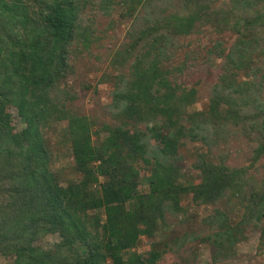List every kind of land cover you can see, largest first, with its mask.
Returning a JSON list of instances; mask_svg holds the SVG:
<instances>
[{
	"label": "trees",
	"instance_id": "1",
	"mask_svg": "<svg viewBox=\"0 0 264 264\" xmlns=\"http://www.w3.org/2000/svg\"><path fill=\"white\" fill-rule=\"evenodd\" d=\"M175 1L180 9L169 13ZM213 1L136 0L124 17L143 13L145 23L129 34L132 44H150L149 51L161 54L203 23L235 37L229 76L187 136L207 127L212 134L230 133L234 124L259 140L251 168L264 156V0H229L212 10ZM160 3L165 12H158ZM124 4L128 0H0V257H15L12 264H159L169 248L167 217L186 212L184 195L214 207L208 219L218 245L233 247L246 226L263 224L264 253V177L203 158L200 182H180L186 136L180 116L190 100L174 95L168 73L156 64L139 69L117 94L119 126L95 130L88 117L67 107L59 83L71 70V48L77 39L90 43L81 14L113 17ZM16 118L25 124L21 131ZM54 120L67 121L64 137L78 178L63 181L51 168L43 133ZM128 121L153 125L131 130ZM141 164L148 168V191L140 189ZM53 235L60 241L42 245ZM143 238L152 244L141 254L136 249Z\"/></svg>",
	"mask_w": 264,
	"mask_h": 264
},
{
	"label": "rangeland",
	"instance_id": "2",
	"mask_svg": "<svg viewBox=\"0 0 264 264\" xmlns=\"http://www.w3.org/2000/svg\"><path fill=\"white\" fill-rule=\"evenodd\" d=\"M227 1L214 0L210 4L211 9L222 7ZM177 3L175 1L169 5V13L174 11ZM135 4L136 0H128L127 5L117 7L113 17L92 10L81 14L85 26L89 27L90 43L86 46L81 39L75 41L70 52L71 70L59 83L71 114L88 117L95 124V130H100L105 124L112 127L123 124L124 120L117 117L123 105L120 100L117 101V94L124 89L125 83H131L138 77L139 69L153 68L156 64L155 68L160 73H168L169 81L175 86L174 95L190 100L181 109L180 116V124L186 130L177 163V168L184 175L180 182H200L197 166L203 158L208 162L247 168V176L262 179L264 156L250 168L259 141L256 135L251 138L249 134L244 135L240 127L229 124L227 130L230 133L212 134L211 128L207 127L194 132L196 137L187 136L196 116L208 111L214 98V88L223 83L225 76H229L227 56L235 37L222 36L216 29L203 23L189 36L178 39L164 53H159L157 49L149 51L150 44L134 46L129 36L133 28L138 30L145 23L143 13L124 17L128 5ZM160 7L158 12H165L162 3ZM218 42L223 43L221 48H216ZM241 79H245V76H241ZM222 109H225L224 106ZM13 113L17 115L15 111ZM15 123L18 131L25 128L19 118ZM66 125L67 121L54 120L43 133L52 156L51 168L63 181L78 178L73 167L70 143L64 137ZM152 125L153 122L136 124L128 121L131 130L138 126L146 131ZM139 169L143 176L140 189L148 191L147 178H144L148 168L141 164ZM181 204L186 212L167 217L164 241L169 248L159 264H264V253L259 248L263 224L259 227L253 223L246 226L244 236L236 245L222 246L217 244L214 235L216 229L208 219L214 214V207L196 205L188 195H184ZM59 241V236L53 235L47 237L42 245L49 246ZM151 244L152 240L143 238L136 250L144 254ZM13 259L15 257H0V264H12ZM107 264H112L111 260Z\"/></svg>",
	"mask_w": 264,
	"mask_h": 264
}]
</instances>
